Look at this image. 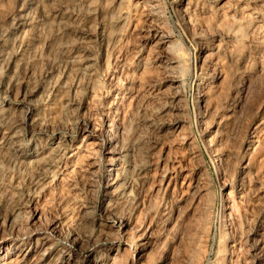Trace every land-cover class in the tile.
<instances>
[{"label":"rangeland","instance_id":"374dc122","mask_svg":"<svg viewBox=\"0 0 264 264\" xmlns=\"http://www.w3.org/2000/svg\"><path fill=\"white\" fill-rule=\"evenodd\" d=\"M115 122L133 190L92 264H264V0H0V264H43L39 238L97 237L118 191L105 149ZM59 140L64 157L36 190L23 155Z\"/></svg>","mask_w":264,"mask_h":264},{"label":"bare ground","instance_id":"6f19581e","mask_svg":"<svg viewBox=\"0 0 264 264\" xmlns=\"http://www.w3.org/2000/svg\"><path fill=\"white\" fill-rule=\"evenodd\" d=\"M150 8L152 10L151 12L153 13V15L159 17V15H160L159 7L157 5H152ZM119 13H121V12L119 11ZM120 18L121 17L117 18L116 24L119 23V20H121ZM122 20H124V19H122ZM164 38H167V36H164ZM175 57L177 58L176 55H175ZM89 60H90L89 57H87L85 59L84 63L82 64V67L83 66H84V68L89 67V65L87 64ZM169 68H170V71H171V75L169 77V80H170L171 85L173 86V88L175 90L174 93H173L172 99H173V102H176V101L178 102L180 100V93H179L178 89L181 87V86L178 87V84H179V81L181 79L179 80V75L176 74L177 71L175 72V68H173V67H169ZM87 69H89V68H87ZM69 105H70V103H69V100H68L65 103L66 108L69 107ZM199 105H200V103L198 104V106ZM205 112H206V110H205ZM205 112H202V113L205 114ZM30 118H31V120H30ZM30 118L27 119L24 124H25L26 129L28 128L30 130V132L35 134L36 133L35 118H33V117H30ZM197 118H199V117H197ZM196 122L200 123L199 121H196ZM120 126H121L120 123H116V122L113 123L112 127L109 130V133L107 134V139H106L107 141H105V143H106L105 144V149L110 150L109 151L110 154H117L116 156L114 155L115 156L114 158L112 157V158L108 159L109 167L107 169V176H108L109 180L113 181V183H111L109 186L117 187L116 191L117 190L118 191H117V193L115 192L116 193L115 195H112V196L107 195L109 197V202L107 204V207H105V212H101L100 213L101 214L99 216L100 218L96 222V225H97L96 231H97V233L99 232L96 235H97V237H101V238L100 239L97 238V237L93 238V236H92V239L90 241L87 240L89 242L85 243V240H84V238L82 236H78V237L77 236L61 237V238H59L58 243L53 244V245H51L49 247H46L47 246V243L45 242L46 239L43 241V239L39 238V239H37V246L40 247V248H44L45 247V249L41 253L42 255L40 256L41 259L39 258L41 261H43V264H92V262L94 263V262L98 261L102 257V253H104V251L108 247H110V244L112 243V241L110 240L111 236H110V239H109V233H110L109 231L110 230H116V229L120 230L124 226V222L121 220L120 214H118L117 210H115V209H116L117 205L123 199L125 200V198H127V196H130L129 194L133 190L132 189L133 188L132 187L133 180L130 181L129 180V176L128 177L126 176L128 174V173L126 174V172L128 171L129 168L126 171V169L123 168V167H126V166H123L121 164V162L123 161L122 158H126L127 157V154L123 155L122 153L127 148H130L129 147L130 143L128 144V147H126L127 141H129L130 138L127 137L128 136L127 134L129 133L127 129H126V133L123 131L122 134H121L122 130H121ZM84 132L90 138H96V136L98 137L95 129L90 127V126H88V125L85 126ZM60 140L59 141H54V142L50 141L49 143L46 144V146L44 147V150H39L37 148V149H35V151H33V152L29 151L26 154L24 153L25 155H23V156H26V157L33 158V161H31V162L35 163V165H34L35 166V168H34L35 171L34 172L36 173V176H37L36 187H35L36 190L41 189L42 185L45 182V178L48 176V173L50 172L51 168L55 164H57L59 162V160L62 159V157H64V154H65L64 151H66L65 150L66 149L65 148L66 141L63 143ZM11 141H12L11 145H12L13 151L17 155L19 152H21V150L19 148V142H20V140H19V131H17V133H15V135H13L11 137ZM115 143H117L118 146L120 144V146H119V148H120L119 151L120 152L119 153H117V149H119V148L115 149L116 148V146H115L116 144ZM96 144H97L96 142H93V143L91 142V146L92 145H96ZM113 144H115L114 147H113ZM118 155H120L121 157H119ZM15 157H13V158H15ZM127 160H129V162H130V159H127ZM213 161H215V160H213ZM15 163H16V160H15ZM134 168H132V169L134 170ZM16 171H18V170H16ZM124 174H126V175H124ZM121 176H123V177H121ZM132 177H133V175L130 176V178H132ZM13 179H15V183L14 182L11 183V185H12L11 188H12V190H14V189L18 190V187L20 186L18 174L14 175ZM5 197H8V196H5ZM222 206H223V209H224V204L223 203H222ZM4 217L5 216H1L0 215V226L3 224ZM18 217H19L18 214L13 212V214L10 217V222L11 223L16 222ZM220 228H221L222 236L223 235L225 236V229H224L222 216H221V221H220ZM106 229H107V231H106ZM47 240H49V239H47ZM116 242H118V244H121L120 241H116ZM146 244L147 243L144 242V243H142V246H145ZM222 244L224 246L223 240L220 242V250L221 251H225V248L222 247ZM125 245H127L126 249L128 250V252H129V250L131 251V249H133L132 248L133 246H132L131 242H127V243L125 242ZM222 248H223V250H222ZM142 251L143 250L140 251V254L137 257V259H141L143 257L144 254H142ZM56 252L59 254V256H58V259H55L54 263L51 262V261H49L47 263H44L52 254H54ZM17 258H18V260L16 259V262L25 261V259L27 258V253H23L22 255H17ZM12 263H13V261L6 262V264H12ZM103 264H105V263L103 262ZM136 264H138L137 260H136Z\"/></svg>","mask_w":264,"mask_h":264}]
</instances>
